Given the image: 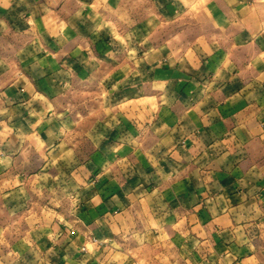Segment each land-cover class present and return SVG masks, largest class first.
<instances>
[{"label": "crops", "instance_id": "1", "mask_svg": "<svg viewBox=\"0 0 264 264\" xmlns=\"http://www.w3.org/2000/svg\"><path fill=\"white\" fill-rule=\"evenodd\" d=\"M54 179L0 264H264V0H0L1 208Z\"/></svg>", "mask_w": 264, "mask_h": 264}, {"label": "rangeland", "instance_id": "2", "mask_svg": "<svg viewBox=\"0 0 264 264\" xmlns=\"http://www.w3.org/2000/svg\"><path fill=\"white\" fill-rule=\"evenodd\" d=\"M150 8H151V5H149L146 2L143 4H140L139 6L135 7L133 11L129 10L127 12L128 18H125L124 20H121V21L123 24H125L126 27H133L136 20L143 16V14H141L142 11H145L146 13V11L150 10ZM80 102H81V105H83V108L86 109L85 105L87 104V101L82 100ZM114 108H115V105H111L110 109L112 110ZM85 111H87V109ZM112 113H113L112 115L114 116V110H112ZM82 116L83 118L80 117V119L82 120L80 124V127H81L80 133L74 134L72 136L73 138L69 139L70 142L74 144L75 146L70 147V148H63L61 152L56 154V157L53 159L54 163L51 164L50 167L48 168L49 173L56 174V172L57 173L59 172L61 174L63 173L68 174L69 171L72 169V167L77 166L75 162H77L78 159L83 160L87 156L88 151L90 150L89 141H88V133H87L89 120H92V121L94 119L97 121L99 120H98V116H95V117H92V116L89 117L85 115H82ZM111 120L114 121V117L111 118ZM65 182L67 185L68 184L67 180H59V179L50 180L47 190H44L42 194L33 193L29 196L27 195V198L24 201L20 200L18 197L15 198L14 200L15 203L13 202V205L14 204L16 205V211L13 214H10L9 212L1 208V205L3 203H7V200L2 195H0V219L3 221H8V220L13 221L12 223L15 225L14 230L16 231V234L22 232L24 230V225H25V218L23 217V214H24V209L26 207V204H28L29 202L38 203V204L39 203L48 204V208L50 209L55 208L57 204L60 205L59 207H61L63 196H59L58 195L59 193L56 196L55 193L57 189H61L62 187L66 186ZM3 188L5 189V186H2V189ZM48 213H53V212L49 211Z\"/></svg>", "mask_w": 264, "mask_h": 264}]
</instances>
